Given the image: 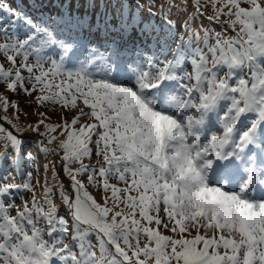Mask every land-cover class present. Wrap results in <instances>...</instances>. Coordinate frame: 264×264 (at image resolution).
Segmentation results:
<instances>
[{"label":"snow or ice","instance_id":"1","mask_svg":"<svg viewBox=\"0 0 264 264\" xmlns=\"http://www.w3.org/2000/svg\"><path fill=\"white\" fill-rule=\"evenodd\" d=\"M49 3L0 0V264H264V0Z\"/></svg>","mask_w":264,"mask_h":264},{"label":"rangeland","instance_id":"2","mask_svg":"<svg viewBox=\"0 0 264 264\" xmlns=\"http://www.w3.org/2000/svg\"><path fill=\"white\" fill-rule=\"evenodd\" d=\"M54 1V0H53ZM146 2H147V0H140V3L141 4H146ZM21 3H22V5H21V9H28V8H26V6L30 3V4H35V3H42V4H44V7H45V5H47L48 6V4L50 5V3H49V0H23V1H21ZM38 10H41V9H38ZM34 11L33 13H28L29 15H31V16H33V17H38V15H35V13H38L39 11ZM81 11H85V9L84 8H81ZM213 27L215 28V30L217 31V32H219L221 29H220V27H218V26H214L213 25ZM230 35L232 34L231 32L229 33ZM73 35L75 36L76 35V33H74L73 32ZM88 37H92V39L94 40V43H92L91 45H97L98 46V44H97V42L99 41V40H103L104 41V39L105 38H95V36H94V34L93 35H89L88 33L87 34H85L83 37H82V39H83V42L84 43H87L88 42ZM98 37V36H97ZM99 46H101V48H100V50L101 51H103L104 49H103V45H99ZM92 47H95V46H92ZM129 47H131V45L129 44ZM189 71H191V69L189 68ZM13 99H26L25 97H12ZM22 107H23V110L24 111H26V112H28L29 113V118L31 119V120H35L37 117L35 116V115H33L32 114V112H33V109L35 108V105L33 104V106L31 107V108H29V107H27V106H23L22 105ZM10 114H11V110H10ZM53 119H56V117L54 116L53 117ZM25 122H27V121H25ZM28 145H29V147H30V149L35 153V151H36V149H37V145L33 142V140H29L28 141ZM54 157L52 156V155H49L48 157H47V160H52ZM96 161V157L95 156H93V162H95ZM45 161H44V159H43V154H41V157L40 158H38V161H37V164H34V165H31L30 166V168L31 169H37V171L34 173V176H33V183H35V181L37 180V179H39L42 183H43V181H44V179H45V173H44V171H43V169L40 167V165L42 164V163H44ZM60 175L61 176H63V173L61 172L60 173ZM9 177H11V178H9ZM46 178H47V180H48V182L49 183H52L53 181H52V173H51V171H49L47 174H46ZM6 179H7V181H8V183H20L21 182V179H22V177L20 176V170L18 169L17 171H15V172H11V173H9V174H6ZM89 191L94 195V196H96V198L97 199H99L100 198V196H99V193L96 191V189H94V188H89ZM37 197H39L40 196V190H39V188L37 189ZM31 194L29 193L28 194V196H30ZM57 204L59 205V203H60V201L57 199ZM61 212H62V214H63V210H61Z\"/></svg>","mask_w":264,"mask_h":264},{"label":"trees","instance_id":"3","mask_svg":"<svg viewBox=\"0 0 264 264\" xmlns=\"http://www.w3.org/2000/svg\"><path fill=\"white\" fill-rule=\"evenodd\" d=\"M53 2H54V1H53ZM30 5H32V4L29 3L27 6H30ZM39 5L42 6V4H38V5H36V6L39 7ZM48 5H49V4H48ZM48 7H50V10H51V9H54V8L52 7V4H51V3H50V6H48ZM45 12H48V11H45ZM214 26H218V25H214ZM218 27H219V26H218ZM229 33H230V32H229Z\"/></svg>","mask_w":264,"mask_h":264}]
</instances>
